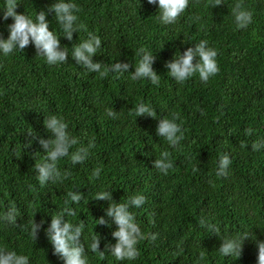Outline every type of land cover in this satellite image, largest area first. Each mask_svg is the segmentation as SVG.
Returning <instances> with one entry per match:
<instances>
[{"label": "trees", "instance_id": "trees-1", "mask_svg": "<svg viewBox=\"0 0 264 264\" xmlns=\"http://www.w3.org/2000/svg\"><path fill=\"white\" fill-rule=\"evenodd\" d=\"M16 2L18 14L35 22L37 13L57 0ZM65 2L77 5V23L86 29L69 41L55 14L47 13L50 30L68 48L67 63L47 64L34 43L7 56L0 52V248L27 256L29 264H65L46 232L52 216L67 207L75 215L65 213L64 219L84 225L81 243L88 264H258L256 242L264 241V0H222L213 8L214 0H189L170 25L159 19L158 3L148 0ZM236 3L252 13L245 29H238L231 15ZM4 8L0 0V38L7 40L14 20L3 19ZM89 32L102 42L93 62H102L103 69L129 63L134 73L141 59L137 53L146 49L155 56L159 84L133 81L131 73L102 77L78 65L72 48ZM205 40L218 52L219 73L206 83L198 74L178 83L166 64ZM141 102L155 110L156 119L135 115ZM109 109L115 118L108 116ZM174 114L184 135L175 148L156 132L159 119ZM52 115L68 123L79 139L76 147L93 140L95 147L81 164L59 159L60 172L71 175L41 185L35 165L45 162L46 151L39 139L52 138L44 126ZM257 141L261 147L253 150ZM164 151L173 164L166 175L154 167ZM223 154L231 164L228 175L220 177ZM97 168L98 177L93 175ZM69 191L82 194L79 204L70 201ZM104 192L113 200L95 199ZM136 195L146 197L139 208L130 207L145 238L137 244V259L119 261L107 248L118 242L113 236L118 226L107 210L110 203H127ZM12 207L15 225L2 219ZM101 218L105 224H97ZM34 221L44 222L36 238ZM244 234L250 238L240 258L218 251L223 239ZM98 236L103 258L90 249Z\"/></svg>", "mask_w": 264, "mask_h": 264}, {"label": "clouds", "instance_id": "clouds-1", "mask_svg": "<svg viewBox=\"0 0 264 264\" xmlns=\"http://www.w3.org/2000/svg\"><path fill=\"white\" fill-rule=\"evenodd\" d=\"M149 4L159 5V19L165 25L174 24L180 15L188 8L189 0H148ZM223 4L222 0H214L211 7H216ZM18 4L16 0H5L4 20L12 18L14 23L9 25L10 36L7 40L0 38V52L5 56L13 53L15 49L23 51L30 44L35 45L37 56H43L46 63L56 65L58 63H67L68 51L67 47H62L61 39L50 30V24L47 20V13L53 12L57 22L62 27L64 38L69 41L73 40V33L80 29H85L83 24H78V16L75 14L79 8L75 3L65 2V0H57L46 11L41 10L37 13L35 22L32 18L25 14H18ZM231 15L234 17V22L238 29L247 28L253 20L252 13L246 10L242 3H236L231 9ZM208 42L201 41L194 48H189L186 52L175 55L174 61H169L166 67L170 69L169 75L178 83H183L189 78L198 74L202 82H208L211 77L217 75L220 71L217 57L218 52L214 48L208 47ZM102 46L101 39L93 33H88V38L72 48L71 56L78 65L86 68L93 73H99L100 76H107L108 72L123 75L131 73L129 69L132 67L129 63H114L107 69H103L102 62H93V57L96 56L97 50ZM141 59L134 66L135 71L131 73V80L149 79L151 83L158 85L160 76L153 70V62L155 56L146 49H140L137 53ZM110 117L115 118L116 113L111 109L107 110ZM135 115L148 116L156 119V112L143 102L139 103L135 108ZM179 119L178 114H174L170 118L159 119V124L156 129L157 135L163 137L167 142L175 148L180 141L184 139L182 127L176 121ZM44 126L52 134L50 139H39V143L46 151L44 163H36L37 180L41 185H46L49 181L56 182L67 178L71 175L69 172L61 173L57 167V161L64 157H70L73 165L83 163L88 155L90 148L95 147L94 140L89 142L87 147L79 144V139L74 137L69 131V125L63 118L55 115L45 118ZM252 129L246 130V135H251ZM241 146H246L241 142ZM260 142L252 144L253 150H259ZM75 148L74 151H70ZM231 160L227 154H223L219 158V166L216 175L225 177L228 175V168ZM155 169H158L163 174H167L168 170L173 167L170 159V153L164 151L159 159L155 160ZM100 169L97 168L93 175L98 177ZM193 171H198L194 168ZM67 197L70 201L77 204L82 199V194L79 192L69 191ZM96 200L111 201L112 193L104 192L97 194ZM69 201L66 200L67 204ZM146 202L144 195H136L129 198L127 203H110L107 210V216L114 218L118 230L113 233L117 239V243L108 245L107 248L111 254L119 261L135 260L139 256L137 244L144 239L139 226L135 222V217L130 211V207L139 208ZM65 213L69 216L75 215V211L71 208H65L63 212L52 216L51 225L47 229L46 235L54 248V254L61 257L65 264H88L86 250L84 244L81 243L83 223L73 225L64 219ZM2 219L11 224H17L16 209L12 207ZM97 224H105L106 221L101 218L96 220ZM44 222L37 224L35 221L32 225V235L36 238L38 230ZM201 225L204 221H200ZM218 231V230H217ZM152 240L157 237L153 235ZM250 237L247 234L237 236L235 238H225L219 248V252L224 256L236 255L239 258L242 255L244 241ZM258 247V264H264V241L257 240ZM100 237L93 238L90 244L92 252H99L101 258L105 253L99 251ZM0 264H29L28 257L18 255L15 251H7L0 248Z\"/></svg>", "mask_w": 264, "mask_h": 264}]
</instances>
